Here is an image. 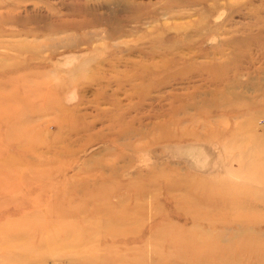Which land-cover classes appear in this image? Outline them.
I'll use <instances>...</instances> for the list:
<instances>
[{"label": "rangeland", "instance_id": "obj_1", "mask_svg": "<svg viewBox=\"0 0 264 264\" xmlns=\"http://www.w3.org/2000/svg\"><path fill=\"white\" fill-rule=\"evenodd\" d=\"M263 149L264 0H0V264H264Z\"/></svg>", "mask_w": 264, "mask_h": 264}, {"label": "bare ground", "instance_id": "obj_2", "mask_svg": "<svg viewBox=\"0 0 264 264\" xmlns=\"http://www.w3.org/2000/svg\"><path fill=\"white\" fill-rule=\"evenodd\" d=\"M255 151H257V149H255ZM263 151H264V149H263ZM248 159L250 158V155L248 154V156H246ZM250 160H254L253 158H250ZM262 161V163H263V165H264V157H263V159L261 160ZM196 206L195 207H197V206H199L198 205V201L197 202H195L194 203ZM192 207V206H191ZM193 207H194V205H193ZM197 208H202V207H197ZM218 209H222L223 211L221 212V213H228V212H226V211H224V208H223V206H219L218 207ZM230 218H232V217H230ZM230 222V221H229Z\"/></svg>", "mask_w": 264, "mask_h": 264}]
</instances>
